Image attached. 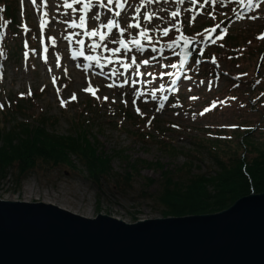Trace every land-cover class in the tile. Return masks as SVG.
Returning a JSON list of instances; mask_svg holds the SVG:
<instances>
[{"label":"rangeland","instance_id":"obj_1","mask_svg":"<svg viewBox=\"0 0 264 264\" xmlns=\"http://www.w3.org/2000/svg\"><path fill=\"white\" fill-rule=\"evenodd\" d=\"M230 1L220 0L212 8V0H206L202 10L204 13L209 10L218 13L210 15L209 37L212 41L218 35L215 29L224 18L222 26L230 29L229 35L235 37V44L226 40V44L216 50L215 62L190 63L183 76L171 66L176 64V59L158 42L164 41L165 29L169 30L168 34L176 33L180 22L193 11L196 0L181 5L177 0L146 3L144 0H128L121 17L125 27L123 38L127 41L128 36L135 33L133 27L128 26L130 22L139 25L140 32L144 30L145 21L139 17L137 8L141 10L146 5L147 13L157 16H150L154 19L146 23L145 30L149 35L141 43L143 51L132 49L123 53L120 44L113 43L111 36L103 42L99 39L97 47L90 45L93 50L87 55L92 57L89 64L79 59L82 56L80 42L74 45V49L70 47L75 42L69 37V28L63 24L65 19L78 18L77 4H73V0H67L73 5L72 8L66 7L67 14L62 7L66 0H49L48 10L39 13L37 11L43 5L38 0H0L3 32L0 45V127L9 128L25 119H38L50 132L64 136L79 126L88 125L89 135L97 139L95 149L110 159L103 157L110 165L109 172L103 173L93 167L91 174L79 158L70 159L63 151L46 147L41 158L36 156L32 163H24L23 168L18 160L0 167L4 169L10 165L0 175V202L52 201L55 203L52 206L63 207L64 211L84 219L93 220L101 215L126 224L166 219L168 217L161 215L163 207L155 200L163 189L187 186L193 176L212 175L218 170V162L228 166L236 159L247 167L252 159H259L264 153V109L248 111L247 107L239 106V98L231 97L237 94V97L246 98L245 83L253 79L256 57L239 54L247 47L254 49L258 45L255 37L264 28V3L248 14L237 11L230 16L231 11L237 9L229 8L226 3ZM251 1L254 0H232V5ZM259 5L260 2L252 6ZM201 18L204 17L196 19ZM96 26L100 28L101 24L97 22ZM206 36L205 33L204 39ZM71 53L77 54L74 62ZM94 56L102 64H96ZM119 56L127 60L125 69L112 62ZM129 56L134 57L135 62ZM145 60L149 63L145 64ZM261 63L264 65V61ZM176 76L180 78L174 87ZM151 82L153 85L144 91L146 94L138 95L139 86ZM238 82H243L242 86L236 92L231 91ZM89 85L90 91H84ZM155 90L159 92L151 95ZM93 92L99 97L92 96ZM168 93L170 96L165 102ZM161 96L163 98H159ZM93 97L96 108H93L95 103L89 101ZM16 98L29 103L17 111L12 102L1 111L4 104ZM138 106L140 115L146 116V120L134 124L133 117L130 121L126 117L136 115ZM246 125L263 131L255 130L249 134L252 140L246 146L238 130L231 133L230 145L221 147V144L216 152L210 150L214 144H208L209 141L204 139L208 138L210 129L211 134L220 128ZM128 160L133 162V170L126 175L123 163ZM170 169L177 173L173 174ZM134 171L136 174L131 177ZM247 175L246 172L244 176ZM17 176L22 177L21 181L16 180ZM256 186H252L251 195L264 193L260 190L264 185ZM26 187H33L32 196L24 192ZM57 197L58 200L53 199Z\"/></svg>","mask_w":264,"mask_h":264},{"label":"water","instance_id":"obj_2","mask_svg":"<svg viewBox=\"0 0 264 264\" xmlns=\"http://www.w3.org/2000/svg\"><path fill=\"white\" fill-rule=\"evenodd\" d=\"M0 264H264V193L213 215L134 224L0 202Z\"/></svg>","mask_w":264,"mask_h":264},{"label":"trees","instance_id":"obj_3","mask_svg":"<svg viewBox=\"0 0 264 264\" xmlns=\"http://www.w3.org/2000/svg\"><path fill=\"white\" fill-rule=\"evenodd\" d=\"M258 52H260V49H257L254 54ZM245 94L249 97L251 105L257 106L261 103L258 97L259 93L255 95L252 90L248 89ZM21 108V106H18V109ZM42 126L44 125L41 124V127ZM28 127L29 126L23 127L20 133L13 131L4 136H0V138L2 137L3 139L2 144H0V146L2 145L0 147V167L18 160L22 162L23 168L24 163H32L34 159H36V156L37 158H41L43 155V149L46 147L59 149L67 155L64 149L59 146H36V140L34 138H26V136L31 134V132L28 131ZM86 127L89 126H84V128ZM217 134L218 133H215L214 135L218 136ZM217 138L218 137L211 139L209 143L205 140L201 141L208 144H214L210 146V150L216 152V149H218L221 144V147H224V145L229 144L227 141H230L226 140L223 142ZM241 138L246 142L244 146L247 145V142L249 143L252 140L248 133L242 134ZM255 140L258 142L256 138ZM45 142L51 143L48 140ZM91 146L93 147V145ZM75 148L76 151L80 150L79 159L87 165L91 174H93V167L97 169V171L101 169L103 173L109 172L110 165L103 160V157L105 156L97 157V155L94 154L101 153L97 152L98 148L95 149L93 147V150L90 148V150H87L85 153L79 147ZM257 151H259V149ZM88 152H90V154ZM257 155L258 154L255 152V156ZM9 166L10 165L7 167ZM7 167L0 169V175ZM217 168L218 170L212 175L193 176L187 183V186L177 188L178 185H175L176 188L167 187L163 189V193L155 198V200H157L163 207L161 215L164 218H171L220 212L227 209L239 198L247 195L250 190V183H252L253 188H257L256 184L264 185V153H261L259 159H252L247 167L245 163H242L240 160L233 159L229 162V165L225 167L222 166V163L218 162ZM243 168L246 169L247 176H244L242 173ZM125 173L127 175L129 170L128 172L125 171ZM134 174H136L135 171L131 173V177ZM246 177L248 178L246 179ZM16 180L20 181V176H17ZM260 190H264V188H261Z\"/></svg>","mask_w":264,"mask_h":264},{"label":"bare ground","instance_id":"obj_4","mask_svg":"<svg viewBox=\"0 0 264 264\" xmlns=\"http://www.w3.org/2000/svg\"><path fill=\"white\" fill-rule=\"evenodd\" d=\"M12 102L15 103L16 110L18 109V106H21L22 107L23 105H27L29 103L28 100H22L21 98H19V99L18 98L12 99V101L11 100L8 101V104H4V107H3V109L1 111H4V109L6 107H8ZM42 123H43V121L38 120V119L32 120V121H30L29 119H25V121H23V122H16L13 126H11L9 128L0 127V136H4V135H6V134H8L10 132H13V131H15L16 133H20V131H21V129L23 127L29 126L28 127V131L31 132V134L29 136H26V138H34L36 140V146H38V147L39 146H54V147L55 146H59L62 149H64V151L66 152L68 158H70V159H72V158H80V156H79L80 155V150H77L76 151L75 150L76 149L75 147H79L85 153V152H87V150H90V148H91V150H93V147L95 148V145L98 144L97 143V139L96 138H93L92 139L91 138L92 136L89 135V130H90L89 127H86V128L83 127V128H81L79 126V127L76 128V130H73V132H70V134L62 136V135H57L53 131L50 132L48 130V128H47L46 125L41 127V124ZM46 140L50 141L51 143L45 142ZM2 142H3V139L1 137L0 138V144H2ZM14 143H16V142H14ZM91 145H93V147ZM99 149H100V146H99ZM88 153L90 154V152H88ZM94 154L97 155V157L98 156H100V157L101 156L107 157L106 155H104L102 153H99V154L94 153ZM118 158H119V160L123 161V158L122 157L120 158V156H118ZM131 164H133V162H131V160L130 161L128 160V161L124 162L123 163V165H124V171H126V170L131 171V170H133L130 167ZM222 166L225 167L226 165L225 164H222ZM171 172L173 174L177 173L176 170H173V171L171 170ZM167 173L170 174V172H167ZM21 178L22 177H20V181H21ZM247 178L248 177H246V179ZM241 183H243V182H241ZM251 188H252V183H250L249 193L247 195H244L243 197H248V196H250L252 194ZM33 191H34L33 187H26V188H24V192L27 193V194H29L30 196L33 195ZM261 194H263V193H261ZM257 195H260V194H257ZM243 197H241L240 199H242ZM53 199L54 200H58L59 198L57 197V198H53ZM44 202L46 204H48V205L55 204L52 201L51 202H49V201H43V203ZM66 202H67V200H66ZM30 204H37V203H30ZM62 208L63 207H61L60 209H62Z\"/></svg>","mask_w":264,"mask_h":264},{"label":"snow or ice","instance_id":"obj_5","mask_svg":"<svg viewBox=\"0 0 264 264\" xmlns=\"http://www.w3.org/2000/svg\"><path fill=\"white\" fill-rule=\"evenodd\" d=\"M34 2V0H33ZM110 3L113 2V0H109ZM115 2V6L117 8L120 7V0H114ZM179 2H183V0H179ZM192 2L194 3L195 0H192ZM80 3H83V0H73V4H80ZM65 6L68 7V8H72L73 5L72 4H69L67 3V0L65 2ZM84 9L85 11L87 12V10L89 9V5L88 4H84ZM74 10V9H73ZM0 11H2V9H0ZM109 11H112L111 9H109ZM115 16H120L121 13L120 12H115L114 13ZM174 16L176 15L175 13L173 14ZM90 20H99L100 17L98 14H96L95 12H92V15L89 17ZM145 19H148V17H145ZM195 19V18H193ZM72 27H76L75 24L71 25ZM79 26L83 29L85 28V16L84 15H80L79 16ZM93 30L91 31H86V35H88L90 38H93V37H96L97 36V32L100 31L99 29H96L95 28V25H92L91 26ZM103 28H106V29H113V28H118L119 27V24L112 20V19H107V22L105 24L102 25ZM129 27H133V28H138L139 25H129ZM164 34L167 35L168 34V30L165 29L164 30ZM119 35H124L123 31H121L119 33ZM111 36H112V42L113 43H119L121 45V47H126L125 45V41L124 40H120V39H117V34L115 32H112L111 33ZM139 36L146 39L147 38V33L146 32H140L139 33ZM258 39H264V34H261L260 36L257 37ZM100 39L103 40L104 39V33L101 31L100 32ZM129 43H132L131 41H129ZM141 43H142V40H136L135 41V50L137 52H142L143 51V48L141 47ZM222 46V45H221ZM169 47H171V45H169ZM115 51H119V49H116ZM153 51H155V49H153ZM86 59L88 60H92V57H86ZM135 62V61H133ZM214 62V61H213ZM145 64H148L149 61L145 60L144 61ZM172 67H176L175 64L171 65ZM85 68H87V65H85ZM91 89V85H89V88L88 89H84V91H90ZM31 94V93H29ZM93 95H95V93L93 92L92 93ZM73 99H75V94H73ZM105 100L107 99V97L104 98ZM62 106H64V102L62 101L61 102ZM0 107H2V105H0ZM205 111H208V109H206ZM137 112L139 113V109H137Z\"/></svg>","mask_w":264,"mask_h":264}]
</instances>
